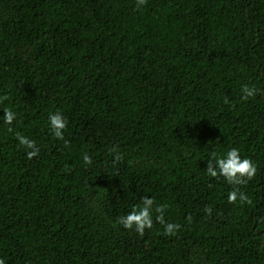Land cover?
I'll use <instances>...</instances> for the list:
<instances>
[{"label": "trees", "instance_id": "1", "mask_svg": "<svg viewBox=\"0 0 264 264\" xmlns=\"http://www.w3.org/2000/svg\"><path fill=\"white\" fill-rule=\"evenodd\" d=\"M0 96L5 264H264V0H0ZM230 148L241 185L206 173ZM146 196L141 235L118 221Z\"/></svg>", "mask_w": 264, "mask_h": 264}, {"label": "clouds", "instance_id": "2", "mask_svg": "<svg viewBox=\"0 0 264 264\" xmlns=\"http://www.w3.org/2000/svg\"><path fill=\"white\" fill-rule=\"evenodd\" d=\"M146 3V0H137V6H142ZM257 89L249 87L248 85H243L241 88V99L247 101L249 98H253L256 95ZM7 100L6 96H0V104ZM225 99V103H227ZM3 122L6 125H9L8 131H12L11 125L13 121L17 118V113L12 109L5 108L3 110ZM48 124L52 134L58 140L64 139V130L67 127V121L62 112L56 111L51 113L48 117ZM17 139L22 147L26 150L30 149L31 151L27 152L29 158L35 156L39 152V148L36 145L34 140L22 136L19 133L16 134ZM83 161L85 164H91V158L87 153L83 155ZM257 168L253 161L249 158H242L238 149L230 148L226 154L215 156L214 159H211L207 163L206 173L210 177L222 176L224 180L229 185H241L250 180L256 173ZM237 199L241 201L247 200V197L244 193L238 192L236 189H233L228 193L229 202H236ZM153 199L149 197L142 198V204L138 207H133V209L121 216L119 218V224H121L125 229L135 230L139 234L143 235L146 228H151L153 224L152 219V206ZM163 207L157 209V212L160 213L156 219L160 223L165 224V234L171 235L174 234L175 230H179L178 224L165 223L163 217ZM210 213L211 209H207ZM0 264H5L3 259H0Z\"/></svg>", "mask_w": 264, "mask_h": 264}]
</instances>
